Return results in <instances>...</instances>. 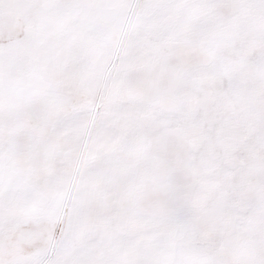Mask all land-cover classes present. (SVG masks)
I'll return each mask as SVG.
<instances>
[{"label": "snow or ice", "instance_id": "6c2138e0", "mask_svg": "<svg viewBox=\"0 0 264 264\" xmlns=\"http://www.w3.org/2000/svg\"><path fill=\"white\" fill-rule=\"evenodd\" d=\"M0 264H264V0H0Z\"/></svg>", "mask_w": 264, "mask_h": 264}]
</instances>
